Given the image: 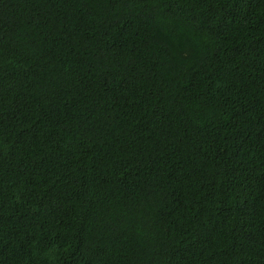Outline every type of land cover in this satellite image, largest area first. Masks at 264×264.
Listing matches in <instances>:
<instances>
[{"label": "trees", "instance_id": "1", "mask_svg": "<svg viewBox=\"0 0 264 264\" xmlns=\"http://www.w3.org/2000/svg\"><path fill=\"white\" fill-rule=\"evenodd\" d=\"M0 264H264V0H0Z\"/></svg>", "mask_w": 264, "mask_h": 264}]
</instances>
